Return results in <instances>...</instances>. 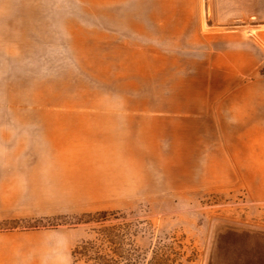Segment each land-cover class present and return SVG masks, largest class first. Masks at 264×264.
Here are the masks:
<instances>
[{
	"label": "rangeland",
	"instance_id": "rangeland-1",
	"mask_svg": "<svg viewBox=\"0 0 264 264\" xmlns=\"http://www.w3.org/2000/svg\"><path fill=\"white\" fill-rule=\"evenodd\" d=\"M163 3L0 0V230L66 227L73 264H201L212 218L264 225V130L234 125L264 97V29ZM232 37L263 56L222 112L236 73L207 68Z\"/></svg>",
	"mask_w": 264,
	"mask_h": 264
},
{
	"label": "crops",
	"instance_id": "crops-1",
	"mask_svg": "<svg viewBox=\"0 0 264 264\" xmlns=\"http://www.w3.org/2000/svg\"><path fill=\"white\" fill-rule=\"evenodd\" d=\"M160 6L168 7H186L193 6L192 1L188 0H162ZM213 20L217 22L234 23L241 19H254L246 23L241 21L233 26L242 27L243 29L252 28L251 32L255 29H264V0H217L212 2ZM159 6V4H156ZM201 11V25L203 29L222 30L227 27L222 23L214 22L211 19L210 8L208 0H200ZM211 23V24H210ZM197 28V27H196ZM195 36L198 37V29ZM182 30V29H181ZM236 43H231L228 47L230 51L236 54L235 59H228V63H218L212 61L207 70L210 71H225L229 73H236L228 75L226 83L221 84L223 87L219 95L213 100L209 99L207 103H216L219 111L224 112L225 104L231 100L229 110H236L238 103L237 96L231 94L235 91L239 92L241 87H245L244 81L240 82L239 77L245 76L248 73L259 72L261 68L263 51L255 42L243 39L242 37H232ZM207 46H209L207 44ZM181 52V51H180ZM176 54V53H175ZM180 54L181 53H177ZM250 86H255L259 90V83L254 84L255 79L251 80ZM241 84V85H240ZM243 84V85H242ZM258 84V85H257ZM257 85V87H256ZM241 86V87H240ZM264 97L248 96L244 97L246 104L243 103L241 110L245 114L251 113L252 117H244L242 123H235L236 129L245 127L250 130H264V124L260 120L261 114L264 111ZM238 110V109H237ZM218 120L225 117L217 115ZM235 120L236 118L232 116ZM226 123H224L225 125ZM222 133L226 131L222 129ZM235 133V132H233ZM198 159V157L196 156ZM199 160V159H198ZM125 196H116V198H124ZM73 240L71 230L66 227H53V228H24V229H10L0 230V264H73Z\"/></svg>",
	"mask_w": 264,
	"mask_h": 264
},
{
	"label": "water",
	"instance_id": "water-1",
	"mask_svg": "<svg viewBox=\"0 0 264 264\" xmlns=\"http://www.w3.org/2000/svg\"><path fill=\"white\" fill-rule=\"evenodd\" d=\"M234 24L237 22L224 25L232 27ZM219 239L226 246L224 254L212 247ZM201 264H264V225L212 218Z\"/></svg>",
	"mask_w": 264,
	"mask_h": 264
},
{
	"label": "trees",
	"instance_id": "trees-1",
	"mask_svg": "<svg viewBox=\"0 0 264 264\" xmlns=\"http://www.w3.org/2000/svg\"><path fill=\"white\" fill-rule=\"evenodd\" d=\"M96 222L94 219L86 221V223H94Z\"/></svg>",
	"mask_w": 264,
	"mask_h": 264
},
{
	"label": "bare ground",
	"instance_id": "bare-ground-1",
	"mask_svg": "<svg viewBox=\"0 0 264 264\" xmlns=\"http://www.w3.org/2000/svg\"><path fill=\"white\" fill-rule=\"evenodd\" d=\"M263 28V27H262ZM262 28H260V29H262Z\"/></svg>",
	"mask_w": 264,
	"mask_h": 264
}]
</instances>
